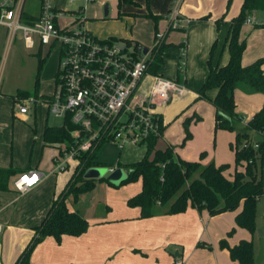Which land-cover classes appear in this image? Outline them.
I'll list each match as a JSON object with an SVG mask.
<instances>
[{
  "label": "crops",
  "instance_id": "1",
  "mask_svg": "<svg viewBox=\"0 0 264 264\" xmlns=\"http://www.w3.org/2000/svg\"><path fill=\"white\" fill-rule=\"evenodd\" d=\"M47 1L56 10L62 12L63 15L57 19L61 27L74 23L76 16L81 14L85 28L97 37L89 29L88 14L86 15L90 3L96 0L88 2L68 0V3L63 5L51 0ZM24 2L25 0H21V11L24 9ZM134 2L135 4L123 3L118 8L117 0H115L117 18L129 20L130 22H127L131 27L137 19L145 17L148 12L158 16L167 14L166 12L173 4H178L180 15L189 20L187 28H175V30H183L182 33L170 32V22L166 23L162 20L157 22L159 29L166 25L163 33L164 43L173 44L165 49L163 65L158 74L181 82L187 88L184 94L174 96L167 105L162 106L163 108L158 107L157 112L162 116V124L165 127L162 112L166 113L165 109L168 106L171 107L177 101L184 102L186 98L202 99L197 91L207 78L208 60L210 59L213 66L227 62L229 57L226 41L228 22L239 13L242 0H149L148 5L146 0H134ZM39 13L40 6L39 12L33 16L38 17ZM220 18H223V23L217 26L215 20ZM249 18L251 21L242 25L239 34V38L245 39L246 42L241 57V63L244 66L264 57V11H254ZM62 20L65 22L62 23ZM157 23L154 25V33L151 37L137 31L132 33L130 29V31L124 30L126 36L120 35L119 38L136 40L146 46L145 48H150L154 43L155 30L158 31ZM117 36L119 35L112 34L107 38L116 39ZM5 39L6 28L0 26V46ZM185 40L184 48L182 43ZM214 42L216 43L211 54ZM38 50L40 51L41 48ZM182 55L184 71L178 74L176 63L180 64ZM151 81L150 76L143 79L140 86L141 95L146 94L149 89H143L144 92H142L143 85L147 84L149 87ZM20 89L25 90V86H14L4 92V97L0 95L1 108L4 105L2 99L11 101L9 112L3 113L0 110V168L11 167L18 170L17 174L10 178L9 188L0 190V264H14L33 236V227L40 223L53 198L64 188L72 173L67 175L54 173L53 169H49L48 164H39L41 158L33 165L29 159H25V134L20 138L18 134L22 132L18 130L17 123H14L11 135L7 120V117L12 115L24 121L30 112L28 107L26 113H18L15 110L16 113L13 114L15 101L12 100L11 95ZM216 91V89L207 90V97L213 99ZM234 99L236 111L244 120H248L263 106L264 91H253L243 84H238L234 90ZM202 100L196 103L194 114L199 118L204 116L202 124L206 127V133L210 134L211 128L214 127L215 108L209 101L201 102ZM22 102L25 105V100ZM198 103L200 104L197 105ZM46 124L48 123H44L40 133V145L52 147L55 150L52 154L53 161V157L58 153V147L45 145L43 142L42 134ZM217 130L215 128L213 130L215 146H211L213 150L211 153L207 152L201 163L206 164L212 161L215 165L228 164L230 168L233 162L230 174L226 175L229 168L225 171V175L231 178L234 171V152L229 149L228 144L233 141L234 132ZM208 140L207 138V144L205 143L204 147L193 151L185 148L179 151L173 148V151L184 160L196 161L198 154L205 151L203 149L209 145ZM166 146H172V144L168 143L164 147ZM28 170L39 171L42 176L31 188L19 193L13 187V181ZM107 183L117 187L114 188L116 190H112L118 196L117 200L106 198L104 213H96L94 206L98 200L87 205L83 200L77 199L74 204H71L67 199L69 209L78 211L88 221L87 230L78 236L63 235L59 242L51 236L45 237L31 251L29 264H173L178 259L182 261V264H239L231 260L226 248L220 247V240L225 239L229 246H233L242 239L253 238V233L236 225L235 215L238 210L209 215L205 209L198 210L188 206L180 213L140 218L139 208L129 207L126 200L140 191L141 183L138 188L128 193L121 192L122 185L118 186L109 181ZM106 188L111 189L109 186ZM263 196L264 194L259 200ZM233 228L235 234L228 235ZM261 232L258 234L260 237L264 236V228Z\"/></svg>",
  "mask_w": 264,
  "mask_h": 264
},
{
  "label": "trees",
  "instance_id": "2",
  "mask_svg": "<svg viewBox=\"0 0 264 264\" xmlns=\"http://www.w3.org/2000/svg\"><path fill=\"white\" fill-rule=\"evenodd\" d=\"M134 4V0H117V6ZM149 0H146L148 5ZM229 2L227 4V7ZM264 11V0H242L239 13L229 22L226 38L229 57L225 64L215 65L208 60L209 72L206 80L197 91L200 98L207 99L215 108L214 128L234 132V139L229 143L234 152V171L231 178L225 175L228 164L215 165L212 161L202 164L200 161L184 160L175 155L172 146L157 147L159 136L146 138V150L138 161L117 166L126 168V177L119 185L140 179L141 189L126 200L129 207L139 208L140 218H149L158 214H176L183 212L188 206L198 210L205 209L209 215L226 211H235V222L238 227L255 233V215L259 198L264 194V104L248 119L236 111L234 90L243 84L253 91H264V57L244 66L241 63L245 49V39H240L242 25L254 11ZM145 17L152 19L156 25L161 16L151 12ZM207 16H205L206 18ZM37 16L21 11V20L33 23ZM219 26L223 18L216 19ZM156 27V26H155ZM171 28V27H169ZM157 31L155 30L154 40ZM112 39V38H111ZM134 48H145L136 40ZM214 42L210 53L215 46ZM171 43L162 41L151 48L152 60L149 62V73L158 74L163 65L165 49ZM182 47H186V40ZM1 58V56H0ZM182 60L184 58L181 57ZM45 58L38 56L34 87L32 90H17L11 98L19 102L21 98L33 96L36 99L50 101L51 96L38 95L39 74ZM184 71V64H179L178 74ZM216 89L213 99H209L206 91ZM159 133L162 136L164 125L159 114ZM75 126L66 116L60 125L46 124L42 139L45 145L58 147L61 151L69 148L72 143V132ZM95 148L82 153L64 188L53 198L47 212L40 223L33 227L34 234L19 254L14 264H29V255L33 248L45 237L51 236L57 242L63 235L78 236L88 227V221L78 212L70 210L66 200L71 196L76 201L82 193L92 191L96 181L101 178L86 179L84 171L91 166H111L99 161ZM201 153V157L203 156ZM66 171V170H65ZM14 168H0V190L9 188V181L17 174ZM27 172V171H25ZM24 172V173H25ZM234 228L228 232L230 235ZM220 247L229 251V257L239 264H253L252 240H240L236 245L229 246L225 239L220 240Z\"/></svg>",
  "mask_w": 264,
  "mask_h": 264
},
{
  "label": "built area",
  "instance_id": "3",
  "mask_svg": "<svg viewBox=\"0 0 264 264\" xmlns=\"http://www.w3.org/2000/svg\"><path fill=\"white\" fill-rule=\"evenodd\" d=\"M20 3L21 0H0V26L6 28L7 46L19 31L28 49L55 45L59 48L54 89L46 103L49 113L62 121L68 116L75 129L70 147L62 151L58 148V154L53 157L55 170L65 171L71 166L74 169L82 153L105 143L122 149L125 145H138L151 135L161 137L158 107L187 90L181 82L149 73L151 48L164 41V34L157 33L153 45L144 54V49L134 48L133 43L99 39L85 28L81 14L74 23L61 27L57 19L62 12L47 0L41 1L35 22H23ZM249 21L248 17L246 22ZM169 22L171 28H185L189 20L180 15L176 6L171 10ZM180 63L184 64V60ZM146 76L152 81L146 94L141 95L138 91ZM26 100L37 101L33 96ZM18 103L17 112L26 113V103ZM116 167L117 164L107 166V170L112 172ZM41 176L39 171L28 170L13 181V187L23 193ZM173 264L182 261L178 259Z\"/></svg>",
  "mask_w": 264,
  "mask_h": 264
},
{
  "label": "rangeland",
  "instance_id": "4",
  "mask_svg": "<svg viewBox=\"0 0 264 264\" xmlns=\"http://www.w3.org/2000/svg\"><path fill=\"white\" fill-rule=\"evenodd\" d=\"M51 1L59 5L68 3V0ZM40 4L41 0H25L23 10L27 14L35 15L39 12ZM176 6H178V4H173V6L169 8L168 12H166L167 14H162V18L158 20V23L161 20L163 22L168 23L171 10L173 7ZM115 10V0H96L90 3L86 13V15L88 14V25L89 29L94 32L97 37H99V39L107 38V36L112 34H118L119 36H117L116 39L113 38L112 40L116 42H126L127 44H131L133 41H126L124 38H119L120 35L126 36L124 30L130 31V29H132V33L137 31L138 33L141 32L142 34H147L150 37L153 35L155 23L152 19L147 17H141L140 19H137L131 27V25L129 24V20L117 18ZM61 22L64 23L65 21L62 20ZM158 23L157 33L163 34L165 32L166 25L164 28L159 29ZM188 24L189 22L186 23L185 28H187ZM171 29L170 32H184L180 29ZM58 49L59 48L57 45L51 48H49L48 46H42L40 51L38 50L37 46L28 49L23 46L21 41V34L19 31L16 32L15 38L9 46H7V40L5 39L3 44L0 46V95H2L1 97H4V92L13 88L14 86H25V90L33 89L38 56L41 58H45L44 65L39 74L38 94L39 96L40 94H52L54 89L55 78L58 72ZM178 65L179 64L176 63L177 68ZM243 84L246 83L243 82ZM148 88L149 87L147 86V84H144L142 92H144L143 89L145 90ZM138 93H140V90L138 91ZM26 99L27 97L25 99L21 98L19 100L20 104L22 105H24L22 101L25 100V103L29 107L30 111L24 121L12 115L11 117H7L11 130V135L13 134L14 123H17L18 130L22 132L19 133L18 136L22 138L25 134V159H29L31 161V164L33 165V163H38V159L41 158V160H39V164H48L50 166L49 169H53L54 173L63 175L71 173L73 170V166L68 168L66 171L60 172L59 170H55V165L52 161V154L55 153V150L52 147H41L40 145V133L44 123L46 122L48 123V125H60L62 123V118L55 117L51 113H49L46 101L42 99H37L35 103H30ZM202 99L195 100L192 98H186V101L184 102L179 103V101H177L171 107L168 106L165 109L166 113L162 112L165 127L162 136L157 141L158 147L161 148L167 145L168 143H171L172 147L176 151H179L184 148L193 151L197 148L199 149V147H204L208 138L209 145L203 149L205 151H203L204 153L202 157L201 153H199L200 155L198 154L196 161L201 162V160H203L207 155V152L211 153V150H213L211 146H215L216 143V139L214 138L215 134L213 131L214 127L211 128L210 134H207L206 127L204 124H202L204 116L202 118H199L196 114H194L196 103ZM204 101L208 102L207 99H204L201 102ZM2 102L4 103V105L2 106V108L0 107V110H2L3 113H7V111L9 112L11 107V101L4 98L2 99ZM199 104L200 103H198L197 105ZM18 105L19 103L15 102L13 113L14 115L16 113L15 110H18ZM226 132L229 131L227 130ZM226 147L228 149V146ZM145 150L146 140H142L141 143L138 145H125L122 149L112 143H105L102 144L96 150V152L99 161L104 162L107 165H115L117 162H120L121 164H126L138 161L144 155ZM232 164L233 162L230 164L229 172L226 171V175L230 174L232 170ZM94 168L101 169L102 177H104V179L100 181L97 180L95 188L91 192L82 193L79 196L78 201L83 200L86 202L87 205H89V203L91 204V202H95L98 200V202H96L94 206V208L96 209V213H104V206L106 204L105 199L109 198L117 200L116 197H118L116 193L112 191L116 190L114 188L117 187L109 185L107 183L111 180V174H113L114 171L121 170L122 174L125 175L127 170L124 166H118L115 170L109 172L107 170V166H91L84 171V178H92L89 176V171ZM140 183V179L125 183L122 185L120 190L121 192L128 193V191H131L134 188H138ZM107 186H109V188L111 189H107ZM68 201L71 202V204H74V201L71 196L68 198ZM255 224L256 231L255 233H253V238L251 239L253 243V264H264V236L260 237L258 235L260 233L257 231V229L262 230V228H264V196L257 202ZM257 226L260 227L258 228ZM234 234L235 230L231 233V235L233 236Z\"/></svg>",
  "mask_w": 264,
  "mask_h": 264
},
{
  "label": "water",
  "instance_id": "5",
  "mask_svg": "<svg viewBox=\"0 0 264 264\" xmlns=\"http://www.w3.org/2000/svg\"><path fill=\"white\" fill-rule=\"evenodd\" d=\"M105 12H106V6H105ZM147 52V48H144L143 53L145 54ZM89 176L92 178H101L102 177V171L100 168H94L92 170L89 171ZM111 180L109 181L110 183L112 182V184L118 185L121 181H123L126 177V174L123 175L121 170L118 171H114L113 174H111L110 176ZM257 231L261 234V230Z\"/></svg>",
  "mask_w": 264,
  "mask_h": 264
}]
</instances>
